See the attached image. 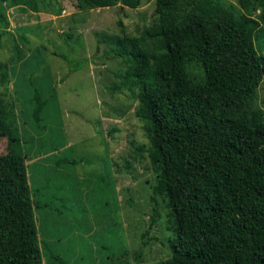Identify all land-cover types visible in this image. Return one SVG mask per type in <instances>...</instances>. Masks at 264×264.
Listing matches in <instances>:
<instances>
[{
  "label": "trees",
  "instance_id": "obj_1",
  "mask_svg": "<svg viewBox=\"0 0 264 264\" xmlns=\"http://www.w3.org/2000/svg\"><path fill=\"white\" fill-rule=\"evenodd\" d=\"M32 1L0 0V36L10 31L7 8L38 11ZM141 3L77 0V7ZM238 3L240 16L224 0H156L158 23L129 37L120 21L121 34L111 41L106 63H125L117 75L140 89L134 113L148 141H130L133 158L149 160L152 200L165 202L176 232L171 256L149 264H264V109L254 105L264 83L257 46L264 0ZM35 90L40 118L46 99ZM13 120L0 97V136L8 142L0 156V264H43L29 161ZM126 169H133L128 160ZM160 216L154 210L151 227Z\"/></svg>",
  "mask_w": 264,
  "mask_h": 264
},
{
  "label": "rangeland",
  "instance_id": "obj_2",
  "mask_svg": "<svg viewBox=\"0 0 264 264\" xmlns=\"http://www.w3.org/2000/svg\"><path fill=\"white\" fill-rule=\"evenodd\" d=\"M33 1L38 11L31 5L7 8L11 27L0 36V97L29 161L43 264L168 259L176 237L169 229V209L163 200L153 202L151 164L134 159L130 144L148 141L134 113L140 89L131 90L117 75L125 63L105 61L113 37L121 34L120 21L129 37H140L158 23L156 0H142L137 8L97 9H80L77 0ZM224 1L238 16L244 13L238 0ZM259 36L257 46L264 52L262 26ZM191 67L200 76L196 63ZM35 89L46 99L40 118L34 115ZM257 92L254 105L264 109V83ZM7 143L0 136V156ZM127 160L132 170L126 169ZM47 176L58 177V183H51L53 196L45 200ZM40 177L43 185L37 184ZM44 201H51L54 211ZM156 209L161 216L151 227Z\"/></svg>",
  "mask_w": 264,
  "mask_h": 264
},
{
  "label": "crops",
  "instance_id": "obj_3",
  "mask_svg": "<svg viewBox=\"0 0 264 264\" xmlns=\"http://www.w3.org/2000/svg\"><path fill=\"white\" fill-rule=\"evenodd\" d=\"M49 158H51V156H48ZM49 158H47V157H45V158H42L43 160H45V159H48V161H49ZM50 169V167L48 168V170ZM46 173H48L47 171H46ZM43 174V173H42ZM43 177H40L38 180H37V184H40L41 183V185H43L45 182H43V179H42ZM47 178H48V176H47ZM51 179V181L49 182V180ZM56 179H58V177H55V178H51V177H49L48 178V187L47 186H44L43 187V190H42V193H44L47 189H48V195L45 197V200L47 199V198H51L52 196H53V193L51 192V189H52V187H51V183H53V184H57L58 182L56 181ZM61 186V185H60ZM55 192H56V190H55ZM45 195V194H44ZM53 203L50 201V202H48V203H46L45 201H44V206L45 207H47L48 208V210H50V209H52V210H50V211H54V209H53V205H52Z\"/></svg>",
  "mask_w": 264,
  "mask_h": 264
}]
</instances>
